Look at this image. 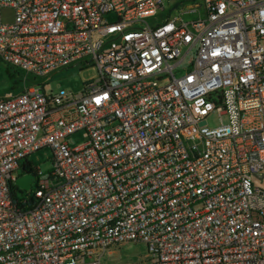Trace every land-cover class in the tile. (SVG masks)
<instances>
[{"label": "built area", "instance_id": "built-area-1", "mask_svg": "<svg viewBox=\"0 0 264 264\" xmlns=\"http://www.w3.org/2000/svg\"><path fill=\"white\" fill-rule=\"evenodd\" d=\"M0 60V264H264V0H0Z\"/></svg>", "mask_w": 264, "mask_h": 264}, {"label": "rangeland", "instance_id": "rangeland-1", "mask_svg": "<svg viewBox=\"0 0 264 264\" xmlns=\"http://www.w3.org/2000/svg\"><path fill=\"white\" fill-rule=\"evenodd\" d=\"M165 7L167 11L169 8L174 7L181 3H186L191 0H164ZM110 22L117 20L116 15L108 16ZM7 69H10L11 72H18L19 75H15L14 79H10L7 74ZM23 73L15 68H9L8 65L3 63L0 60V97H3L8 94V92L19 93L23 89ZM97 78V70L94 67H91L84 71H65L60 73L57 77L53 79V82H49L46 85V92L50 93L52 91L57 92L60 89H65L73 93H79L83 91L84 84L90 82ZM48 82V77L40 78L38 80L39 84ZM30 83L28 84V86ZM209 124L214 126L218 124L217 117L209 119ZM83 134H75L68 139V142L71 147L80 146L84 142ZM53 158L52 150L45 148L39 152L33 154L30 157V161L42 170H47L51 166ZM22 171L19 170L17 175H21ZM254 184L257 187H260L264 190V180H260L258 177L254 176ZM35 192V187L29 191V195L33 196ZM19 197H22L19 195ZM147 255V246L144 243H130L123 245L118 248H114L111 251H108L103 264H128V263H137L141 261Z\"/></svg>", "mask_w": 264, "mask_h": 264}, {"label": "water", "instance_id": "water-1", "mask_svg": "<svg viewBox=\"0 0 264 264\" xmlns=\"http://www.w3.org/2000/svg\"><path fill=\"white\" fill-rule=\"evenodd\" d=\"M34 180V177L31 175L23 176L17 179L16 186L27 192L31 189L32 181Z\"/></svg>", "mask_w": 264, "mask_h": 264}, {"label": "trees", "instance_id": "trees-1", "mask_svg": "<svg viewBox=\"0 0 264 264\" xmlns=\"http://www.w3.org/2000/svg\"><path fill=\"white\" fill-rule=\"evenodd\" d=\"M9 68H12V67L9 66ZM7 74H8V76H9L10 79H14L15 78V75H19L18 72L14 71V73H13V72H11L10 69H7ZM15 198H16V196H15Z\"/></svg>", "mask_w": 264, "mask_h": 264}]
</instances>
